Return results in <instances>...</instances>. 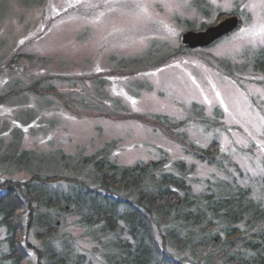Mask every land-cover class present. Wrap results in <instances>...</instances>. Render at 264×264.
Here are the masks:
<instances>
[{
  "label": "rangeland",
  "instance_id": "1",
  "mask_svg": "<svg viewBox=\"0 0 264 264\" xmlns=\"http://www.w3.org/2000/svg\"><path fill=\"white\" fill-rule=\"evenodd\" d=\"M194 1L186 0L185 7V0H143L149 12L142 15L131 0L127 5L106 0H0V96L10 88H39L43 78L65 75L71 79L57 81L49 91L39 89L45 98L26 93L16 96L13 103L0 105V124H4L0 129V180H29L34 169L51 174L53 166L45 162L52 152L93 153L112 142L124 165L152 162L164 150L172 159L195 162L200 179L209 177L214 169L191 159L183 149L187 144L159 126L156 129L151 118L163 114L182 119L191 104L199 103L208 115L216 108L222 110L229 132L221 136V154L231 157L251 178H258L255 193L264 197V75L247 71L237 82L211 64L215 58L240 64L247 48L264 46V37L241 33L254 20L264 23V9L256 10L257 20L245 7L250 0H227V11L226 0H209L213 10L205 17L194 9ZM89 3L99 7H89ZM101 12L104 15L99 17ZM222 13H236L241 20L229 38L205 49L183 51L186 32L200 31L203 24L215 26ZM167 49L171 58L140 74L121 71L112 60H133ZM102 80L108 100L98 92ZM143 82L153 90L140 94L133 90ZM68 93L76 96L69 99L72 109L62 98ZM79 99L87 100L88 107L76 108ZM114 100L123 101L129 111L116 112L111 108ZM23 111L32 112V117L21 123ZM13 128L19 130L18 135L11 134ZM189 137L208 145L209 136L201 129L192 127ZM19 148L38 151L40 159L22 156ZM9 167L16 168L6 174ZM74 234L78 243L91 247L81 237L82 230Z\"/></svg>",
  "mask_w": 264,
  "mask_h": 264
},
{
  "label": "trees",
  "instance_id": "2",
  "mask_svg": "<svg viewBox=\"0 0 264 264\" xmlns=\"http://www.w3.org/2000/svg\"><path fill=\"white\" fill-rule=\"evenodd\" d=\"M193 7L205 17L213 10L209 0H195ZM234 15L222 13L218 22ZM206 27L203 24L200 31ZM183 51L195 50L185 46ZM169 57L167 49L133 60H112L119 70L140 74L161 67ZM216 60L211 64L237 82L247 71L264 75V46L247 48L240 64ZM64 76L43 78L39 88H10L0 96V105L26 93L44 97L38 90L49 91L57 81L71 80ZM98 88L100 97L108 100L104 80ZM144 89L153 87L143 82L133 90L140 94ZM69 94L62 98L72 109L69 99L76 96ZM113 102L116 112L129 111L123 101ZM77 104L78 109L89 105L83 99ZM31 113L21 112L20 122L28 121ZM151 118L156 129L159 126L178 137L187 144L184 152L214 173L200 179L195 162L172 159L164 150L152 162L124 165L114 142L93 153L52 152L45 163L51 162L53 173L34 169L29 180H0V264H264L263 196L255 193L258 178H251L231 157L221 154V136L229 132L222 110L216 108L208 115L204 105L193 103L185 118L163 114ZM192 127L209 136L207 146L190 140ZM18 133L11 130L13 135ZM19 152L40 159L38 151ZM9 168L6 174L16 167ZM74 230L83 231L89 249L77 242Z\"/></svg>",
  "mask_w": 264,
  "mask_h": 264
},
{
  "label": "snow or ice",
  "instance_id": "3",
  "mask_svg": "<svg viewBox=\"0 0 264 264\" xmlns=\"http://www.w3.org/2000/svg\"><path fill=\"white\" fill-rule=\"evenodd\" d=\"M82 2H84V0H77V3H82ZM106 3H117V4L127 5L129 3V0H106ZM131 3L138 10V14H142V15L148 14L149 12L148 5L147 3H144L143 0H131ZM182 6L188 7L186 0H185V4ZM89 7L95 8V7H99V5L89 3ZM228 7H230V3L227 2L226 0L225 11H227ZM245 7H247L249 11L253 13V16L256 17V19L258 20L260 19V17L256 16V10L258 8L264 9V0H259V2H256V0H250V2L245 5ZM103 15H104L103 12L99 13V17H102ZM241 33H244L245 35L264 37V23L258 24L254 20L249 27L241 28ZM21 43H23V41H21ZM248 43L253 44L254 41L250 40L248 41ZM261 43H264V39L261 40ZM261 171L264 172V170ZM261 199L264 200V197H261Z\"/></svg>",
  "mask_w": 264,
  "mask_h": 264
},
{
  "label": "water",
  "instance_id": "4",
  "mask_svg": "<svg viewBox=\"0 0 264 264\" xmlns=\"http://www.w3.org/2000/svg\"><path fill=\"white\" fill-rule=\"evenodd\" d=\"M239 24L238 17L228 18L219 25L208 28L205 32H187L183 35V43L191 49L209 46L236 30Z\"/></svg>",
  "mask_w": 264,
  "mask_h": 264
}]
</instances>
